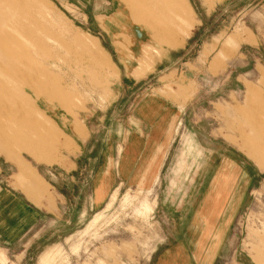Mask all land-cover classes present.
<instances>
[{
    "label": "rangeland",
    "instance_id": "374dc122",
    "mask_svg": "<svg viewBox=\"0 0 264 264\" xmlns=\"http://www.w3.org/2000/svg\"><path fill=\"white\" fill-rule=\"evenodd\" d=\"M10 40L48 71L52 100L38 109L62 134L23 148L6 139L0 104V264H155L183 239L190 181L223 168L221 151L241 174L213 262L264 264V109L243 83L264 96V0H0ZM44 183L52 200L39 206L29 193Z\"/></svg>",
    "mask_w": 264,
    "mask_h": 264
},
{
    "label": "crops",
    "instance_id": "0c3cea01",
    "mask_svg": "<svg viewBox=\"0 0 264 264\" xmlns=\"http://www.w3.org/2000/svg\"><path fill=\"white\" fill-rule=\"evenodd\" d=\"M109 2H104V6H108ZM244 32V31H243ZM236 40V35H231ZM244 41L247 39L242 34ZM221 55V54H220ZM226 54H222L223 57ZM219 59L217 57L214 58L213 63L218 64ZM256 72L259 75V78L264 82V66L256 67ZM245 88H246V103L251 105L255 100L259 97L262 98L258 100L255 105L250 107L251 109H264V96L259 95L258 90L251 87V84L248 80H244ZM256 94H258L256 96ZM257 98H256V97ZM260 104V105H258ZM249 105V106H250ZM144 111V110H143ZM239 111L236 109V113ZM143 114V112H142ZM143 119V118H142ZM148 123L147 119H143ZM140 136H135L132 141L133 145H128V149L126 155L130 163L135 164L137 157L140 156L139 153H133L135 147L138 148L139 138ZM243 153L242 150H238ZM221 155H226L221 160L223 161L221 164L223 168H219L215 174H212L211 178H207V172L203 173L202 177L200 176V172H198L196 178L190 181L189 188L194 190H198L192 195L190 193V197L187 199L194 200L192 204L187 206L186 200L183 202V213L179 214L180 222L177 226V230L174 234V237L183 239H177L173 242L169 247L163 249V253L158 258L155 264H215L214 259L218 255V251L225 250L226 244V230L230 223V210L228 211L225 207L229 202V198L232 195L231 188L234 186L236 175H240L239 170L240 162L236 160L235 154L234 157H229V152L221 151ZM220 154V153H219ZM246 155V154H245ZM247 156V155H246ZM249 157V156H247ZM252 158L254 161V157ZM133 161L131 162V160ZM130 163L128 165V170L130 169ZM220 164V165H221ZM221 167V166H220ZM259 167V165H257ZM261 168V167H259ZM45 185V186H44ZM208 186L210 188L213 187L214 190L208 195ZM44 183L41 189L32 191L29 194H32L31 201L36 205H41L42 201H47L48 203L52 200L50 197V193L48 191V187ZM217 187V188H216ZM203 190V193L200 196L199 191ZM207 190V192H206ZM214 191V192H213ZM99 194V193H98ZM206 194V195H205ZM101 194H99L100 196ZM188 197V196H187ZM186 206L188 207L185 210ZM34 214L33 210L31 211ZM182 215V216H180ZM178 218V220H179ZM13 222L23 223V227L26 224V231L28 232L33 228V223L29 224L27 219H21L20 215L15 218ZM5 224H7L6 228L9 227V220H6ZM191 238V239H189ZM31 243L29 246H31ZM196 254V256H195Z\"/></svg>",
    "mask_w": 264,
    "mask_h": 264
},
{
    "label": "bare ground",
    "instance_id": "6f19581e",
    "mask_svg": "<svg viewBox=\"0 0 264 264\" xmlns=\"http://www.w3.org/2000/svg\"><path fill=\"white\" fill-rule=\"evenodd\" d=\"M124 14L125 13H123L122 16ZM124 16L122 17V21L119 22L122 26H118L121 27V29L126 30L123 28L125 27V24L134 25L135 23L133 22L134 20L129 18L127 20L125 19L126 21L123 20L125 18ZM151 37L156 43H160L166 39L165 35ZM10 42L0 43V104H2L4 106L3 108L6 110V113H4L5 111L3 112L2 120L4 121L3 126H5L4 133L6 139H15L14 142L24 148L27 144L31 143L33 139L39 141L41 138L45 139L53 135L62 134V132L58 130L56 124V126H53L52 124L54 123L50 121L44 115V113H42V111L40 112V109H38V102L42 97L47 98L48 101L52 100V97L48 95V92L50 91L48 90L49 87L47 88L45 86V81L51 80L48 71L39 67L41 62H39L38 59H35L33 55L25 56L19 54L18 49L13 50L12 47H16L15 41L10 40ZM90 48L92 47L90 46ZM130 58L132 59L133 56L131 55ZM42 62L43 65L47 63L46 60ZM107 64L109 65V63ZM5 80H8L10 83L14 84L18 88V91H22V93L20 92L21 95L19 96V94L16 93L18 95L16 96L11 90L7 89L4 85ZM38 116H41L42 119L40 120ZM42 141L43 140L40 142Z\"/></svg>",
    "mask_w": 264,
    "mask_h": 264
}]
</instances>
